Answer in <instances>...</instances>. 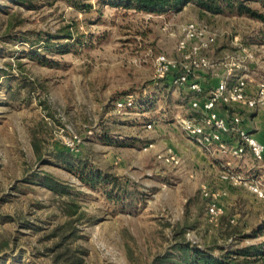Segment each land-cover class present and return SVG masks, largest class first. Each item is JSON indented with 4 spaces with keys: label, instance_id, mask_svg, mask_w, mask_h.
<instances>
[{
    "label": "rangeland",
    "instance_id": "obj_1",
    "mask_svg": "<svg viewBox=\"0 0 264 264\" xmlns=\"http://www.w3.org/2000/svg\"><path fill=\"white\" fill-rule=\"evenodd\" d=\"M74 1L0 0V237L14 241L0 264H50L41 250L69 198L85 211L75 243L87 250L83 264H190L177 243L214 254L261 245L264 199L222 175L264 181V164L206 151L185 133L183 119L204 115L191 105L199 97L172 73L158 78L154 62L161 53L180 61V27L196 21L217 33L210 75L228 76L221 69L236 61L264 80V23L197 0L163 11ZM244 48L253 58L243 62ZM205 188L226 193L217 220Z\"/></svg>",
    "mask_w": 264,
    "mask_h": 264
},
{
    "label": "built area",
    "instance_id": "obj_2",
    "mask_svg": "<svg viewBox=\"0 0 264 264\" xmlns=\"http://www.w3.org/2000/svg\"><path fill=\"white\" fill-rule=\"evenodd\" d=\"M217 33L207 25L196 21H187L180 27V36L177 49L180 52V61L161 53L156 56L154 66L158 78L163 79L172 73V81L178 85L187 84L192 92L199 95L193 99L191 105L201 109L203 116H191L182 120V129L185 133L196 139L206 151H229L233 155H242L250 150L253 157L264 164V143L258 140L255 134L245 125V115L238 109H264V80L257 83L255 90L249 88L246 76H237L231 81L233 74L231 63L228 76L222 77L213 86L208 94L203 93V85L197 80V75L215 66L208 52L216 43ZM244 59L253 58V53L244 48ZM131 98L118 102L119 107L133 105ZM230 105L234 108L232 113L222 114L221 107ZM226 108V107H225ZM227 109V108H226ZM228 111V109H227ZM151 126V124H149ZM228 137V139L226 138ZM152 142L145 144L144 149L152 147ZM163 155L160 154L159 157ZM167 160L178 162L175 154L170 153ZM223 178L240 180L258 198L264 199V181L248 180L234 171H224ZM204 196L208 199L207 211L211 220H217L224 212L221 196L225 192H210L204 189Z\"/></svg>",
    "mask_w": 264,
    "mask_h": 264
},
{
    "label": "trees",
    "instance_id": "obj_3",
    "mask_svg": "<svg viewBox=\"0 0 264 264\" xmlns=\"http://www.w3.org/2000/svg\"><path fill=\"white\" fill-rule=\"evenodd\" d=\"M17 2V0H14ZM118 5L125 7H134L140 10L146 11H163L165 8L177 7L187 0H109ZM255 0H197L199 6L206 12L212 13H236L238 15H245L251 19L258 20L264 23V0H259L260 7H254L251 2ZM75 4L85 10L90 9L92 6L89 3H85L84 0H75ZM12 28V25L8 27V30ZM227 109H233V106L224 105ZM82 166L87 167L84 161L81 162ZM92 175V174H90ZM89 175V176H90ZM88 180L94 182L97 175H92ZM61 209L67 215V218L56 224L50 232L47 234L49 243L44 246L41 252L44 255H49L50 264H83L84 254L87 251L84 247L75 245L76 240L80 237L79 225L85 216V211L81 205L74 199L69 198L63 201ZM228 226L239 229L238 224L233 225L230 222ZM257 232L264 234L263 227H257ZM13 239L9 237H0V253L7 249H13ZM177 252H189L192 251L189 257L190 264H254L259 260V256H264V242L261 245H250L246 247H232L223 248L221 253L214 254V252L208 247L192 246L189 243H177ZM253 257V260H250ZM243 258V259H241ZM256 258V259H255ZM264 261V260H263Z\"/></svg>",
    "mask_w": 264,
    "mask_h": 264
},
{
    "label": "crops",
    "instance_id": "obj_4",
    "mask_svg": "<svg viewBox=\"0 0 264 264\" xmlns=\"http://www.w3.org/2000/svg\"><path fill=\"white\" fill-rule=\"evenodd\" d=\"M240 53H242L243 57H242V61L244 62V57H245V52L244 49H240L239 50ZM233 60V57L228 56ZM228 57L226 59H228ZM251 60V59H250ZM241 61V62H242ZM249 62V60H247ZM233 62V61H232ZM225 69H221V71L225 72L228 70V74L230 72V69H228L227 67H224ZM233 68V74H230V79L231 81H234L237 76H246L248 79V84H249V88L251 90H255L257 83L261 80V79H257L256 75V71H255V67H253V65H248V64H244V63H236L234 64ZM197 80L200 81L203 85V93L204 94H208L209 91L213 88V86H215L218 81L221 79V77H217L215 78L214 76L210 75V72L208 71H202L197 75ZM199 96V95H198ZM220 112L222 114H227V113H232V109H227L225 107H221L219 108ZM244 115H245V125L246 127L252 131L255 136L258 138V140H260L261 142L264 143V109H247L246 107H241L238 108ZM228 139V137H226ZM244 158L245 159H252L253 155L250 152V150H247V152H245L244 154ZM232 156V155H231ZM253 165H255V161L252 162ZM247 166V164L245 165V167Z\"/></svg>",
    "mask_w": 264,
    "mask_h": 264
}]
</instances>
